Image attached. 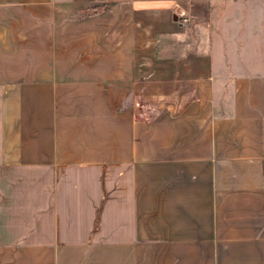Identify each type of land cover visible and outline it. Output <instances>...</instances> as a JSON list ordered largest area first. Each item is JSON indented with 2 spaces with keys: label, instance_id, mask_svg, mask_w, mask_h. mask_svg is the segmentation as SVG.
Listing matches in <instances>:
<instances>
[{
  "label": "crops",
  "instance_id": "crops-1",
  "mask_svg": "<svg viewBox=\"0 0 264 264\" xmlns=\"http://www.w3.org/2000/svg\"><path fill=\"white\" fill-rule=\"evenodd\" d=\"M263 8L0 0V264H264Z\"/></svg>",
  "mask_w": 264,
  "mask_h": 264
},
{
  "label": "rangeland",
  "instance_id": "rangeland-1",
  "mask_svg": "<svg viewBox=\"0 0 264 264\" xmlns=\"http://www.w3.org/2000/svg\"><path fill=\"white\" fill-rule=\"evenodd\" d=\"M242 11H243V9L240 8L239 14H241ZM257 14H264V8L262 10L260 9V12L257 13Z\"/></svg>",
  "mask_w": 264,
  "mask_h": 264
},
{
  "label": "built area",
  "instance_id": "built-area-1",
  "mask_svg": "<svg viewBox=\"0 0 264 264\" xmlns=\"http://www.w3.org/2000/svg\"><path fill=\"white\" fill-rule=\"evenodd\" d=\"M185 21H189V18H184Z\"/></svg>",
  "mask_w": 264,
  "mask_h": 264
}]
</instances>
